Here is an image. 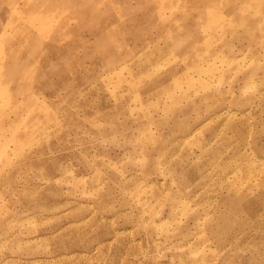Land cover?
Segmentation results:
<instances>
[{
    "label": "rangeland",
    "instance_id": "1",
    "mask_svg": "<svg viewBox=\"0 0 264 264\" xmlns=\"http://www.w3.org/2000/svg\"><path fill=\"white\" fill-rule=\"evenodd\" d=\"M0 264H264V0H0Z\"/></svg>",
    "mask_w": 264,
    "mask_h": 264
}]
</instances>
